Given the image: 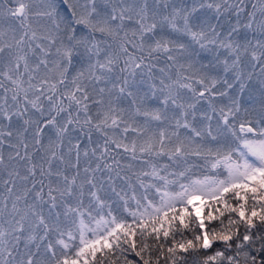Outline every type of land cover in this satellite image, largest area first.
Instances as JSON below:
<instances>
[{
  "label": "snow or ice",
  "instance_id": "1",
  "mask_svg": "<svg viewBox=\"0 0 264 264\" xmlns=\"http://www.w3.org/2000/svg\"><path fill=\"white\" fill-rule=\"evenodd\" d=\"M0 264H264V0H0Z\"/></svg>",
  "mask_w": 264,
  "mask_h": 264
},
{
  "label": "trees",
  "instance_id": "2",
  "mask_svg": "<svg viewBox=\"0 0 264 264\" xmlns=\"http://www.w3.org/2000/svg\"><path fill=\"white\" fill-rule=\"evenodd\" d=\"M58 2H59V0H58ZM64 10H65V6L62 5L61 11H64Z\"/></svg>",
  "mask_w": 264,
  "mask_h": 264
}]
</instances>
